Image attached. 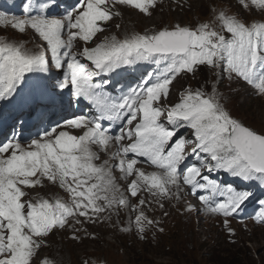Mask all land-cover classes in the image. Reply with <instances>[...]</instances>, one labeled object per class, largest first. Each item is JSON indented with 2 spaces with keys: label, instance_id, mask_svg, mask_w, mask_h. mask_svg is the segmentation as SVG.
Masks as SVG:
<instances>
[{
  "label": "snow or ice",
  "instance_id": "obj_1",
  "mask_svg": "<svg viewBox=\"0 0 264 264\" xmlns=\"http://www.w3.org/2000/svg\"><path fill=\"white\" fill-rule=\"evenodd\" d=\"M158 3L76 0L54 15L57 0H25L20 16L0 12V27L30 37L33 45L0 37V101L26 110L42 129L25 143L14 124L11 137L0 140V264H36L50 234L71 229L78 241L85 222L120 209L134 214L122 231L134 225L143 240L149 228L164 232L145 207L155 202L164 209L165 201L179 203L188 195L199 212L222 217L232 236L229 218L253 199V188L264 191V128L233 116L219 90L225 80L242 82L264 99V0H238L260 19L212 8L211 19L195 24L99 38L122 16L118 8L151 16ZM137 65L155 67L119 94L107 90L113 74ZM202 69L213 78L210 86L206 76L203 86L184 87L170 102L174 82ZM66 96L68 109L83 103L87 112L53 122L49 110ZM116 173L127 181L124 190ZM221 173L232 180H218ZM46 184L67 198L29 195ZM252 219L264 225V199ZM39 264L62 262L44 257Z\"/></svg>",
  "mask_w": 264,
  "mask_h": 264
},
{
  "label": "rangeland",
  "instance_id": "obj_2",
  "mask_svg": "<svg viewBox=\"0 0 264 264\" xmlns=\"http://www.w3.org/2000/svg\"><path fill=\"white\" fill-rule=\"evenodd\" d=\"M24 2L25 0H0V12L20 16ZM188 2V5L183 7V3L175 5L167 0H161L151 16L141 15V17L135 10L118 8L122 16L114 20L109 32L115 31L112 34L122 36L125 29L128 32H144L176 22L195 24L211 19L212 8H223L239 13L245 19L261 18L260 14L255 12L249 14L242 10L237 0H192ZM69 5L67 0H57V6L52 14H62ZM117 23L122 25L120 30L115 28ZM106 35L111 34L106 33ZM102 36L103 34L99 38ZM0 37L30 41V37L21 36L11 28L4 27H0ZM27 46L32 47V44L28 42ZM57 71L53 70L51 83L56 81ZM206 76L210 86L213 78L203 69L195 78H178L172 86L170 102L178 99V93L184 87L203 86ZM219 90L224 94L226 106L233 116L258 130L264 128V99L254 95L250 87L242 82L230 83L225 80L219 85ZM11 108L12 105L0 101V132L2 133L0 138L2 136L11 137L14 124L17 125L16 131L23 133L19 122L25 119L20 115H15L14 118L9 117L8 113L12 110ZM22 139L23 142H27V139L23 137ZM216 178L224 182L232 180L223 173L218 174ZM120 185L124 190L126 183ZM52 191L57 192L55 195L67 198L62 190L59 191L53 186L31 190L29 195H51ZM252 191L255 193L253 199L238 215L229 218V226L234 229L235 235H229L223 226L222 217L205 215L196 210L199 207L197 199L188 195L179 203L175 200L165 202L166 208L164 209H160L158 205L148 210L145 209L149 217L161 222L160 226L164 228L162 233L155 227L149 228L146 238L141 240L134 225L131 231H122L134 220V214L128 209H123V212L119 211V214L115 212L110 215L102 214L96 223L85 222L83 224V230L78 234L80 236L78 241L70 238L71 229L50 234L47 239L49 247L40 250L36 257V264H39L44 257L55 258L62 264H84L85 261L87 264H224L227 261H220L223 262L220 263L217 260L233 259V257L234 259L228 264H234L237 261L243 262L242 264H264V225L256 224L252 219L259 210V201L264 199V191L258 187L253 188ZM130 199L132 203L138 200V198ZM189 204L194 209L191 213L186 211ZM165 211L169 213L168 216L163 215Z\"/></svg>",
  "mask_w": 264,
  "mask_h": 264
},
{
  "label": "bare ground",
  "instance_id": "obj_3",
  "mask_svg": "<svg viewBox=\"0 0 264 264\" xmlns=\"http://www.w3.org/2000/svg\"><path fill=\"white\" fill-rule=\"evenodd\" d=\"M165 1V0H164ZM168 2H171V3H173V4H178V3H183L184 5H183V7L184 6H186V5H188V1H192V0H167ZM159 2H161V0H159ZM185 2V3H184ZM76 3V0H72L71 2H70V5H74ZM237 4H238V0H237ZM128 10H130L131 11V9H128ZM125 12H128L129 13V11H125ZM132 13V12H131ZM138 16L139 17H141V14H139L138 13ZM116 19V18H115ZM115 19H113V21H111L110 22V24H109V26H108V30L105 32V33H103V35H106V33L107 34H112V33H114L115 31H111V32H109V30H110V27L112 26V23H114V20ZM118 19H120V17L118 18ZM127 27V26H126ZM120 34H122V33H120ZM119 34V35H120ZM33 46V45H32ZM126 70H129V69H126ZM122 71V70H121ZM56 83V81L55 82H53L52 84L54 85ZM52 121L53 122H55V121H60L59 119H52ZM2 134V133H1ZM2 137H4V136H2ZM5 138H0V140H4ZM103 158H106V157H104L103 155H102V159ZM141 165H144L145 167H143V166H141ZM138 167H142V168H144V170L145 171H151L152 169L151 168H149L146 164H139L138 165ZM116 175H117V177H118V183H120V184H122L123 185V183H127V181H124V180H120L119 179V176H118V174L116 173ZM49 186H52V185H47L46 184V186L44 187V189L46 188V187H49ZM53 187H55V186H53ZM55 188H57V187H55ZM38 189V188H37ZM42 189V188H41ZM58 189V188H57ZM59 191H60V189H59ZM53 192V193H52ZM51 192V195L52 194H56L57 192H55V191H52ZM64 193V192H63ZM44 196H49V195H47V194H45ZM139 198H144V199H146V200H152V197L150 196V195H148L147 193H141V195H140V197ZM134 202V201H133ZM137 202V201H136ZM165 202H167V201H165ZM164 202V203H165ZM157 204L155 203V202H153L150 206H146L145 207V209H151L152 207H154V206H156ZM164 208H166V205H165V207ZM170 210V209H169ZM120 212H123V209H120ZM104 214H106V215H110V213L109 212H105Z\"/></svg>",
  "mask_w": 264,
  "mask_h": 264
},
{
  "label": "trees",
  "instance_id": "obj_4",
  "mask_svg": "<svg viewBox=\"0 0 264 264\" xmlns=\"http://www.w3.org/2000/svg\"><path fill=\"white\" fill-rule=\"evenodd\" d=\"M234 255H235V254H234ZM233 259H234V257H233ZM233 259H225V258H224V259H222V260L219 259V260H217V261H219V262H220V261H223V262H224V261H227V263L224 262V264H228V263H229L230 261H232ZM235 259H236V258H235ZM215 261H216V260H215ZM219 262H218V263H219ZM223 262H220V263H223ZM242 263H243V262L237 261V262H235L234 264H242Z\"/></svg>",
  "mask_w": 264,
  "mask_h": 264
}]
</instances>
